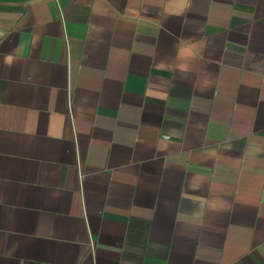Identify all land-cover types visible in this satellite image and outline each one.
Masks as SVG:
<instances>
[{"label":"crops","instance_id":"1","mask_svg":"<svg viewBox=\"0 0 264 264\" xmlns=\"http://www.w3.org/2000/svg\"><path fill=\"white\" fill-rule=\"evenodd\" d=\"M179 4L0 0V264H264V0Z\"/></svg>","mask_w":264,"mask_h":264},{"label":"clouds","instance_id":"2","mask_svg":"<svg viewBox=\"0 0 264 264\" xmlns=\"http://www.w3.org/2000/svg\"><path fill=\"white\" fill-rule=\"evenodd\" d=\"M190 7V0H180V4L172 11H165L167 15L182 16L184 12ZM178 55L184 61H191L196 59L201 52L199 42L192 39H185L178 41ZM187 64L182 65V68H187Z\"/></svg>","mask_w":264,"mask_h":264}]
</instances>
